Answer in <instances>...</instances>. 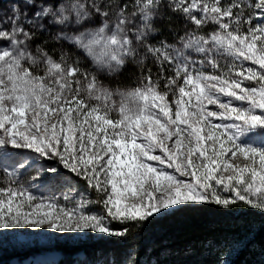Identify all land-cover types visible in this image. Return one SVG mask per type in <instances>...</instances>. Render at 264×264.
Masks as SVG:
<instances>
[{
  "label": "snow or ice",
  "instance_id": "snow-or-ice-1",
  "mask_svg": "<svg viewBox=\"0 0 264 264\" xmlns=\"http://www.w3.org/2000/svg\"><path fill=\"white\" fill-rule=\"evenodd\" d=\"M206 205L264 213V0H0V245L140 264L146 229Z\"/></svg>",
  "mask_w": 264,
  "mask_h": 264
},
{
  "label": "trees",
  "instance_id": "trees-1",
  "mask_svg": "<svg viewBox=\"0 0 264 264\" xmlns=\"http://www.w3.org/2000/svg\"><path fill=\"white\" fill-rule=\"evenodd\" d=\"M3 6L7 7L6 4ZM157 25L163 28V35L171 40L167 22L158 21ZM131 71L126 69V80L130 78ZM224 237L250 241L248 247L230 257L232 264L264 262V213L246 207L225 212L214 205L185 212L146 229L138 259L140 264H157V261L162 264H210L213 257L201 249L202 242L219 241ZM58 248L69 255L82 251L88 260L96 259V253L101 250L112 253L114 257L126 254L124 247L103 241L91 242L79 248L62 245Z\"/></svg>",
  "mask_w": 264,
  "mask_h": 264
},
{
  "label": "rangeland",
  "instance_id": "rangeland-1",
  "mask_svg": "<svg viewBox=\"0 0 264 264\" xmlns=\"http://www.w3.org/2000/svg\"><path fill=\"white\" fill-rule=\"evenodd\" d=\"M92 197H95V193H92ZM61 245L72 246L71 244L58 243L50 248L24 249L14 246L6 236L0 245V264H34V261L41 260H55L57 264H76L78 259H83L84 252L77 251L82 254L80 257L77 256V252L69 255L58 248Z\"/></svg>",
  "mask_w": 264,
  "mask_h": 264
}]
</instances>
